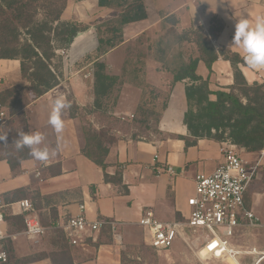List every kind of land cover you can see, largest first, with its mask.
Wrapping results in <instances>:
<instances>
[{
    "label": "crops",
    "instance_id": "0c3cea01",
    "mask_svg": "<svg viewBox=\"0 0 264 264\" xmlns=\"http://www.w3.org/2000/svg\"><path fill=\"white\" fill-rule=\"evenodd\" d=\"M152 3L155 13L158 10L164 17L175 16L183 26L210 27L211 19L217 17L223 23V28L213 40V45L217 50L228 49L243 59L246 55L243 48L232 44L236 23L244 17L252 27L258 18H264V0H152ZM66 9L62 19L73 21L67 17ZM146 20L134 23L143 24ZM82 33L86 34L80 32L72 43L71 57L89 46L91 38ZM198 56L200 54L195 57ZM239 67L249 84H264V68H252L245 59ZM64 68L65 64L60 84L36 97L30 83L22 79L20 61L0 58V95L17 86L30 88V102L23 107L26 127L29 133L40 132L44 135L45 139L39 147H47L50 153L49 159L44 162L32 156L23 160L17 174L12 172L7 160H0V196L9 204L12 202L6 201V198L15 202L27 198L28 193L38 194L41 201L35 208L46 229L63 231L56 226L77 215L82 203L86 204L85 215L89 220L118 222L117 232L121 240L115 238L109 226H103L85 244L72 247L74 264H181L183 243L191 245L190 238L185 234L184 239H177L172 248L162 250L153 260L146 249L140 252L145 245L153 248L149 243L148 230L139 225V219L144 211L151 210L163 221H185L191 211L188 199L195 193L197 174H210L223 161L221 141L204 138L186 145L187 140H195L184 124L188 109L185 90L188 80L171 85L172 75L167 106L159 117L156 133L147 129L142 131L141 128H134L133 131L122 127L112 129L111 134L116 140L108 145V166L104 170L82 152L85 144L82 120L77 109L75 117L71 112L72 105L80 110L91 102L94 105V74L92 69L87 70L88 75L92 76L93 97L86 98L83 93L76 92L74 84L70 90L68 88V92L65 91ZM197 73L209 79V87L214 91H230L234 85L232 64L222 56L212 64L211 71L201 60ZM83 87L86 88V85ZM68 94L72 95L71 99ZM58 97H63L70 105L62 111L63 129L60 133L48 122L53 101ZM210 98L214 100L216 96L211 95ZM122 118L125 120L127 117ZM3 130L0 126V136ZM140 135L145 138H139ZM240 148L241 156L249 163L261 158L258 173L245 193L246 207L256 214L259 225L242 227L240 230L264 229V149L249 152ZM168 165L173 167V174L165 172ZM37 172H40V176L36 175ZM105 172L112 178L120 173V181H106ZM18 190L23 191L16 195V200H11ZM14 208L12 211L8 206L7 215H21L16 205ZM5 229L6 232L11 229L13 236L20 232L16 223L10 225L8 221L5 222ZM139 253L152 260L140 263L142 259Z\"/></svg>",
    "mask_w": 264,
    "mask_h": 264
},
{
    "label": "trees",
    "instance_id": "16d2710c",
    "mask_svg": "<svg viewBox=\"0 0 264 264\" xmlns=\"http://www.w3.org/2000/svg\"><path fill=\"white\" fill-rule=\"evenodd\" d=\"M38 2L41 4L35 5ZM98 3L100 6L109 7L113 2L98 0ZM56 4V0H0V58L20 61L22 79L30 83L36 97L44 95L60 84L64 57L57 53V50L70 48L78 34L88 29L83 23L62 19L67 0H61L60 6ZM40 7L46 10L44 18H36ZM147 18L145 0H132L123 8L116 21L107 20L97 26V50L115 47L123 40L125 25ZM215 21L217 26H210L208 30L202 26L194 29L196 38L192 41L196 43L200 56L184 61L175 69L163 65L173 75L171 85L188 80L185 89L188 109L184 124L195 140H187L186 145L194 144L197 139L206 138L216 141L230 140L249 152L261 151L264 149V84H249L239 67L244 63V59L228 49L215 48L213 40L223 28V23L217 17L211 19V24ZM220 56L229 60L233 67L234 85L230 91L211 90L209 79L197 73L201 60L211 71L212 64ZM93 68L94 108L101 109L104 100L111 96L114 89L122 83V79L120 75L108 73L107 64L102 60L93 61ZM15 90L10 88L0 95L4 104ZM211 95H215L216 99L212 100ZM166 106L167 103L163 109ZM76 109V105L71 106L74 117ZM11 114H15V109ZM103 135L101 131L89 130L84 135L85 144L82 152L106 170L108 145L114 141L107 142ZM16 153L8 151L7 155H0V160H7L14 174L19 172L23 160L31 158L28 147L16 149ZM105 179L119 182L121 174L117 173L112 178L105 172ZM22 191H15L11 200H16V195ZM6 201L13 202L9 198H6ZM5 220L10 225L16 223L19 226L24 223V216L22 214L9 216L6 213ZM61 233L68 240L64 231ZM60 264H67V261ZM69 264H74L71 255Z\"/></svg>",
    "mask_w": 264,
    "mask_h": 264
},
{
    "label": "rangeland",
    "instance_id": "374dc122",
    "mask_svg": "<svg viewBox=\"0 0 264 264\" xmlns=\"http://www.w3.org/2000/svg\"><path fill=\"white\" fill-rule=\"evenodd\" d=\"M56 2V5H61V0ZM112 2L109 7H101L98 5V0H67V17L87 25L89 29L84 31L86 34H82L91 40L88 38L89 46L82 53L71 57L70 49L71 58L68 54L65 55L66 76L63 79L66 92L74 84L76 92H81L88 98L93 97L92 76L90 77L87 72L90 69H92L91 72L94 71L93 61L96 59L104 61L107 64L108 73L121 76L122 83L114 89L109 98L104 100L101 109H95L92 102L82 110L77 107L84 135L89 130L101 131L107 142L116 140L111 132L117 127L128 129V131L141 128L142 131L147 129L156 133L172 77V73L166 71L163 65L166 64L167 67L175 69L184 61L199 54L196 43L192 41L196 38L194 32L196 27L188 24L183 26L175 16L164 17L158 10L155 13L152 0H146L149 15L143 24L125 25L121 42L113 48L98 51L97 26L107 20L116 21L123 8L132 0H112ZM40 4L41 2H38L35 5ZM45 15L46 10L41 8L38 9L36 18H44ZM210 26H217V22ZM202 27L209 26L202 25ZM83 85H86V88ZM14 88L15 93L9 95L5 101L9 109V119L3 125L2 133V136H7V139L0 140L2 156L7 155L8 151L17 154L14 143L18 138L17 134L21 131L29 133L23 107L30 102L28 95L30 88L28 86ZM68 98L71 99L72 95L68 94ZM14 109L15 114L12 115L11 111ZM123 116L127 118L123 120ZM139 138L145 137L140 135ZM27 198L33 201L36 208L41 201L35 192L28 193ZM24 226V223L18 226L20 232L15 236L12 235L11 229L7 230L5 246L10 255V264H60L62 261L65 263L67 261L69 264L74 245L65 239L59 229H46L43 236L33 239L24 233ZM186 236L190 238L192 245L183 243V250L180 253L181 264H232L231 259H202L197 256L193 244L196 242V234L187 230ZM231 240L233 244L242 246L244 249L257 248L258 251L264 252V229L262 228L240 230ZM144 249L153 260L158 258L161 252L146 245L140 249V252ZM139 255L142 259L140 263L152 260L149 258V261L143 254L139 253ZM254 257L258 258V255ZM254 257L244 256L242 264H251ZM261 264H264V261Z\"/></svg>",
    "mask_w": 264,
    "mask_h": 264
},
{
    "label": "built area",
    "instance_id": "2783aa9c",
    "mask_svg": "<svg viewBox=\"0 0 264 264\" xmlns=\"http://www.w3.org/2000/svg\"><path fill=\"white\" fill-rule=\"evenodd\" d=\"M72 47V45H71ZM70 47V48H71ZM70 48H61L57 53L64 59ZM133 116V115H131ZM9 119V109L0 99V126ZM241 148L230 140L221 141L220 151L222 163L210 174L199 173L195 178V193L188 199L191 211L185 221H163L151 210L144 211L139 219V225L148 230L149 243L157 251L173 247L177 239L190 229L196 234V255L206 259H231L236 264H242L244 256L252 258L251 264H259L264 259V252L257 248L244 249L233 244L235 237L242 227H257L259 219L256 214L246 207L245 193L256 177L261 165V158L253 163L247 162L240 154ZM165 172L174 173L171 165ZM40 176V172L36 173ZM17 206L24 216V233L29 238H38L45 234L46 227L41 223L37 210L31 199L23 198L6 204L0 196V264H10V255L5 240L6 208L12 211ZM86 204L79 206V213L70 216L60 227L71 245H83L88 238L99 232L103 226H109L115 238L121 240L118 234V222L114 220H89L86 215ZM39 229V231H36ZM192 245V243H191Z\"/></svg>",
    "mask_w": 264,
    "mask_h": 264
},
{
    "label": "clouds",
    "instance_id": "9594fccd",
    "mask_svg": "<svg viewBox=\"0 0 264 264\" xmlns=\"http://www.w3.org/2000/svg\"><path fill=\"white\" fill-rule=\"evenodd\" d=\"M233 45L242 47L245 52V62L252 68H264V18H258L254 26L250 27L247 18H240L235 25V34L232 41ZM70 105L63 97H58L53 101V107L49 116V124L53 129L60 133L63 129L61 119L62 111L69 108ZM15 140L16 149L24 147L30 149V155L39 161L49 159V150L47 147L41 149L39 145L45 137L40 132L25 133L23 131L17 134ZM7 136H0V140H6ZM39 231V229H36Z\"/></svg>",
    "mask_w": 264,
    "mask_h": 264
},
{
    "label": "bare ground",
    "instance_id": "6f19581e",
    "mask_svg": "<svg viewBox=\"0 0 264 264\" xmlns=\"http://www.w3.org/2000/svg\"><path fill=\"white\" fill-rule=\"evenodd\" d=\"M263 261H264V259H263ZM260 262H261V261H260ZM260 262H259V263H260ZM232 264H236V262H235V261H232Z\"/></svg>",
    "mask_w": 264,
    "mask_h": 264
}]
</instances>
